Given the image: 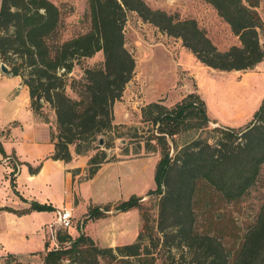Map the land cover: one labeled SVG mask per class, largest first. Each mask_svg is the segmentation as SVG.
Instances as JSON below:
<instances>
[{"label":"trees","instance_id":"trees-1","mask_svg":"<svg viewBox=\"0 0 264 264\" xmlns=\"http://www.w3.org/2000/svg\"><path fill=\"white\" fill-rule=\"evenodd\" d=\"M205 1L230 26L239 45L219 50L194 19H176L162 10L150 9L142 0H87L82 17L87 26L69 38L59 36L63 11L52 1L0 0V60L27 87L34 113L41 114V101L54 109L55 127L50 130L53 160L70 162L71 145L74 154L85 156L103 135L109 137L103 144L106 148L114 137H122L136 142L138 148L159 154L155 188L146 194L158 199L157 220L144 197L134 194L113 207H89L86 220L105 217L110 210L138 209L141 227L134 241L100 246L80 228L77 236L59 228L58 247L48 248L45 242L44 250L37 252L42 264H186L179 262L172 250L191 252L189 264H230L232 251L221 238L196 229L200 188L211 186L231 202L239 200L257 182L264 166V99L251 121L241 128H209L205 102L196 91L169 107L161 102L144 105L141 128L122 126L126 131L116 133L118 126L112 122L113 103L120 98L135 68V59L124 46L127 11H135L166 34L181 38L183 45L211 68L243 70L263 60L259 32L264 23L257 11L262 0ZM98 51L102 52L103 65L85 67L71 86L77 97H70L66 93L67 75L77 62ZM191 131L207 135L198 134L178 144L177 138ZM108 160L103 149L89 156L86 179H91ZM69 171L76 175L80 169ZM47 207L32 203L30 210ZM16 257L7 253L2 264H24ZM233 264H264V201L255 223L234 252Z\"/></svg>","mask_w":264,"mask_h":264},{"label":"rangeland","instance_id":"rangeland-1","mask_svg":"<svg viewBox=\"0 0 264 264\" xmlns=\"http://www.w3.org/2000/svg\"><path fill=\"white\" fill-rule=\"evenodd\" d=\"M50 1L61 6L63 11L59 36L69 38L85 30L87 24L82 17L87 9V0ZM142 1L150 9L162 10L176 19H194L219 50L239 45V39L230 26L205 0ZM257 11L264 23V0L260 1ZM123 35L124 46L135 59V68L120 98L113 103L112 122L118 126L116 133L126 131L122 126L141 128V109L144 105L161 102L169 107L192 91H196L205 102L206 113L211 120L209 128L244 127L264 99V58L249 69L227 71L211 68L201 63L183 45L181 38L166 34L135 11L126 12ZM259 40L264 45V26L259 32ZM103 60L102 52L98 51L77 62L67 75L66 93L70 97H77L71 88L73 82L79 80L85 67H100ZM4 104L0 100V111ZM42 104L38 116L50 120L55 127L54 109L48 103ZM4 112V117L10 115L9 109ZM44 133L43 130L39 136ZM203 133H184L177 138V142L182 144ZM100 137L103 144L109 139L107 135ZM40 140L42 143L37 148L26 143L29 141L20 139L0 141V264L7 252L24 254L43 251L45 242L48 248L58 247L57 230L51 234L48 226L55 221L57 210L63 207L72 208V225L67 231L77 236V229L80 228L100 246L115 247L133 242L141 227L139 211L135 208L127 212L110 210L105 217L86 220L89 207L107 204L113 207L116 202L134 194L144 197L146 207L157 220L158 199L146 195L148 190L155 188L154 170L159 159L157 152L138 148L136 142L128 138L114 137L108 148L97 141L95 148L87 155L75 154L70 163L61 161L57 165L50 155H44L48 146L43 137ZM98 149H103L109 160L100 165L91 179H86L87 160ZM70 150L74 153V145L70 146ZM171 153L174 155L173 149ZM39 154L44 156L36 158ZM43 163L45 170L36 179L26 177L31 173L36 174ZM67 166L79 167L80 171L72 175L66 170ZM263 201L264 166L257 182L237 201L226 202L213 187L204 184L200 188L196 229L200 233L221 238L232 251L229 261L233 264L234 252L255 223ZM32 203L49 207L30 210ZM173 252L181 263L189 264L193 259L191 252ZM163 253L166 254V249ZM16 260L24 264H42L37 252L18 256Z\"/></svg>","mask_w":264,"mask_h":264},{"label":"crops","instance_id":"crops-1","mask_svg":"<svg viewBox=\"0 0 264 264\" xmlns=\"http://www.w3.org/2000/svg\"><path fill=\"white\" fill-rule=\"evenodd\" d=\"M0 100H3V102L5 103L3 105V110L0 111V141L4 142L7 139L17 141L20 139L25 142L29 141L26 143L32 145L33 148H37L42 143L40 137H43L44 138L43 141L48 146L47 154L44 155L49 156L53 150V144L50 141V130L54 126L52 125L50 120L48 121L41 119L38 116V114L33 112L30 106L28 89L24 84H22L21 78L19 76H13L12 74L10 75L8 73L5 74L0 70ZM5 109L10 110L9 116L6 115L4 117L3 113H5L4 112ZM2 117H4L5 120ZM43 130L45 131V133L42 134V136H39V134L43 133ZM44 155L39 154L38 156L35 157L42 158ZM72 156H75V154L72 153ZM60 162L61 161L59 160L53 161V163H57V165H60ZM63 163L67 164L65 162ZM63 166L65 167V165ZM72 168H73L72 166H67L66 170L68 171ZM44 170H45V164L43 163L42 167L37 171L36 174L31 173L28 174L26 177L31 180H34L38 177V175L42 174ZM17 176L18 173L16 174V177ZM7 253H11V252H7ZM30 253L33 252L16 254V255L22 256Z\"/></svg>","mask_w":264,"mask_h":264},{"label":"built area","instance_id":"built-area-1","mask_svg":"<svg viewBox=\"0 0 264 264\" xmlns=\"http://www.w3.org/2000/svg\"><path fill=\"white\" fill-rule=\"evenodd\" d=\"M72 218L73 214L71 207L58 209L55 221L48 226L49 231L53 234L59 228L67 229L71 227Z\"/></svg>","mask_w":264,"mask_h":264},{"label":"water","instance_id":"water-1","mask_svg":"<svg viewBox=\"0 0 264 264\" xmlns=\"http://www.w3.org/2000/svg\"><path fill=\"white\" fill-rule=\"evenodd\" d=\"M0 70L3 72V73H5V74H12L11 72H9V68H8V66L5 64V63H3V62H1L0 63ZM41 103H43V101H41ZM98 144L99 145H102L103 144V139H102V137H99L98 138Z\"/></svg>","mask_w":264,"mask_h":264}]
</instances>
